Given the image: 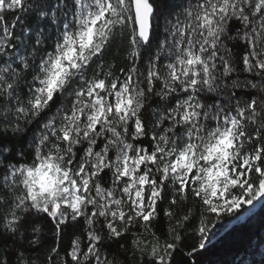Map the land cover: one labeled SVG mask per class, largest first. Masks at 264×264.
Here are the masks:
<instances>
[{
	"label": "snow or ice",
	"instance_id": "snow-or-ice-1",
	"mask_svg": "<svg viewBox=\"0 0 264 264\" xmlns=\"http://www.w3.org/2000/svg\"><path fill=\"white\" fill-rule=\"evenodd\" d=\"M255 201L264 0H0V264H186Z\"/></svg>",
	"mask_w": 264,
	"mask_h": 264
},
{
	"label": "trees",
	"instance_id": "trees-1",
	"mask_svg": "<svg viewBox=\"0 0 264 264\" xmlns=\"http://www.w3.org/2000/svg\"><path fill=\"white\" fill-rule=\"evenodd\" d=\"M198 239L185 241L197 247L187 256L186 264H264V201L206 241L205 248L198 247ZM181 248L182 255L191 252L190 247ZM174 264H181L179 256Z\"/></svg>",
	"mask_w": 264,
	"mask_h": 264
},
{
	"label": "rangeland",
	"instance_id": "rangeland-1",
	"mask_svg": "<svg viewBox=\"0 0 264 264\" xmlns=\"http://www.w3.org/2000/svg\"><path fill=\"white\" fill-rule=\"evenodd\" d=\"M260 201H255L253 205H244L237 213L232 216L222 217L215 225H212L208 234L204 237L205 242L210 241L219 231L226 229L231 223L242 219L250 210H252Z\"/></svg>",
	"mask_w": 264,
	"mask_h": 264
}]
</instances>
